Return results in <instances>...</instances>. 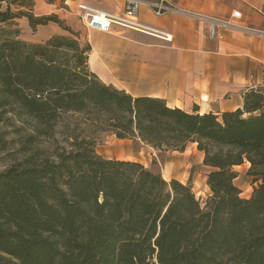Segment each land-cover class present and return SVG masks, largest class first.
Here are the masks:
<instances>
[{
  "label": "trees",
  "instance_id": "trees-1",
  "mask_svg": "<svg viewBox=\"0 0 264 264\" xmlns=\"http://www.w3.org/2000/svg\"><path fill=\"white\" fill-rule=\"evenodd\" d=\"M34 6L0 0V127L16 135L15 157L0 172V264H264V87L220 114L134 98L90 72V45ZM20 18L69 35L22 41ZM66 113L92 116L116 139L159 153L195 143L207 169L204 205L191 183L105 159L92 139L72 135L45 151ZM8 144L0 138L2 150ZM245 162L255 185L249 199L235 185L234 167Z\"/></svg>",
  "mask_w": 264,
  "mask_h": 264
},
{
  "label": "crops",
  "instance_id": "crops-1",
  "mask_svg": "<svg viewBox=\"0 0 264 264\" xmlns=\"http://www.w3.org/2000/svg\"><path fill=\"white\" fill-rule=\"evenodd\" d=\"M168 1L175 10L161 16L145 6L139 10L138 21L156 30L158 35L154 36L116 26L108 33L83 26L79 5L119 15L125 0H35L34 15L58 16L90 45V72L102 83L134 98H158L168 107L188 113L198 110L200 114H220L242 108L244 93L264 87V0ZM233 11H239L241 17L232 18ZM206 18L230 21L232 26H221L222 38L210 39ZM81 26L87 30L84 34ZM38 29L52 30L48 39L65 33L54 23ZM194 158L202 164L203 154L195 143L188 144L183 152L166 153L163 178L185 184L186 167ZM249 166L245 162L234 171L239 177ZM201 184L209 195L206 176Z\"/></svg>",
  "mask_w": 264,
  "mask_h": 264
},
{
  "label": "rangeland",
  "instance_id": "rangeland-1",
  "mask_svg": "<svg viewBox=\"0 0 264 264\" xmlns=\"http://www.w3.org/2000/svg\"><path fill=\"white\" fill-rule=\"evenodd\" d=\"M15 27L19 29L18 38L29 43H44L48 40L49 35L52 34V30L50 29L39 30L38 27H36L35 30H32L29 27L27 20L22 18L15 21ZM86 31L87 30L82 27L81 33L84 34ZM64 35L68 36L69 34L65 32ZM79 40L82 44L86 42L80 38ZM89 118L88 116L79 113H66L61 115L57 123L55 134L56 139L54 141H44V150L51 152L52 149L57 146L66 145L63 143L65 139L72 135H78L94 140L95 151L101 156L114 159L126 158L129 160H139L146 168L154 172H159L162 177H166V172L164 171V156H166V153L168 152L159 153L153 148L147 146L152 149L149 150L146 145H141L137 141L139 139H125L130 141H119L103 125H98L96 123L91 124L88 120ZM2 128L3 127L1 126L0 130L3 131L0 138L9 142V144L4 150L0 148V172L8 167L12 163V159L15 157V153H12L15 150V145L11 142H13L16 138V135L13 133L11 127ZM190 163L191 165L186 167L188 175L186 176V179H183L182 181H184L185 184L191 183L192 191L195 194V197L203 206L208 197V191L204 189V184H201V180L206 176L207 169L204 168L202 164L199 165L195 158L193 159V162ZM196 179H198V182H196ZM235 185L240 190L241 198H250L253 191V185L249 182V179L245 174H239L238 179L236 178L235 180Z\"/></svg>",
  "mask_w": 264,
  "mask_h": 264
},
{
  "label": "built area",
  "instance_id": "built-area-1",
  "mask_svg": "<svg viewBox=\"0 0 264 264\" xmlns=\"http://www.w3.org/2000/svg\"><path fill=\"white\" fill-rule=\"evenodd\" d=\"M142 6H145L150 13L161 16L175 10L168 0H125L122 14L114 15L101 12L99 10L79 5V18L86 29H95L102 33H108L114 26L130 29L147 35H158V32L138 21V13ZM231 17L239 19V11H233ZM207 35L210 39H220L221 26H232L230 21H222L215 18H206Z\"/></svg>",
  "mask_w": 264,
  "mask_h": 264
}]
</instances>
